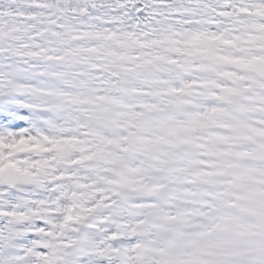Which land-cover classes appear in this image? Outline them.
Instances as JSON below:
<instances>
[{"label":"trees","instance_id":"16d2710c","mask_svg":"<svg viewBox=\"0 0 264 264\" xmlns=\"http://www.w3.org/2000/svg\"><path fill=\"white\" fill-rule=\"evenodd\" d=\"M137 2L0 0V67L12 61L18 67L15 74L0 73V80L27 87L23 99L32 106L41 103L49 119H62L67 131L85 118L97 133L110 130L120 137L131 132L139 111V147L130 146L126 156L135 152L145 158L141 172L152 183L151 195L160 197L162 176L164 185L172 187L169 175L177 174V201H185L190 183L198 184L193 198L201 211L211 203L218 214L233 217L232 230L221 237L234 232L244 240L264 232V71L242 65L234 79L214 44L197 42L215 20L208 9L228 3L233 15L221 25L228 23L229 34L241 31L235 38L239 50L260 55L264 64L259 45L251 40V30L264 36V16L247 6L255 9L264 0H151L143 13L134 10ZM185 80L189 86L175 93V84ZM207 103L210 113L196 136L191 113ZM97 133L91 131L85 141L95 140ZM70 143L76 151L84 146ZM110 162L108 152L96 172L102 175ZM211 176L224 179L211 182Z\"/></svg>","mask_w":264,"mask_h":264},{"label":"snow or ice","instance_id":"6c2138e0","mask_svg":"<svg viewBox=\"0 0 264 264\" xmlns=\"http://www.w3.org/2000/svg\"><path fill=\"white\" fill-rule=\"evenodd\" d=\"M150 3L138 0L134 10L143 13ZM230 7L208 11L226 19ZM257 14L264 16V4ZM28 93L14 80H0V264H264V232L222 239L218 234L230 232L234 221L215 204L172 213L156 195L129 205L131 181L113 183L99 172L82 176L90 157L75 159L70 142L40 127L36 109L23 99ZM125 205L132 209L127 217Z\"/></svg>","mask_w":264,"mask_h":264},{"label":"rangeland","instance_id":"374dc122","mask_svg":"<svg viewBox=\"0 0 264 264\" xmlns=\"http://www.w3.org/2000/svg\"><path fill=\"white\" fill-rule=\"evenodd\" d=\"M261 5V4H260ZM221 20L224 19H217L215 18L213 23H210L207 27V29L202 33V35H200V37H208V36H214L215 39L211 40V44H214L215 49L218 50L221 54V57L230 63V67H232V70L229 72V74L231 76L234 77V79L239 78L238 75H236V71L242 67V65H252L253 67V72L255 73H262L264 71V64H261V62L259 61L260 59V55L259 57L257 55H255L254 53L249 54L248 52H245L242 55H238V49H239V44H235V41L240 42L239 40H235V37L232 36L231 34H229V32L227 33V35H225V28L228 26V23L224 26H222ZM217 24V25H216ZM264 27V26H263ZM251 40L253 39V43L254 44H259V47H257L256 49H259V53L261 55H264V47L262 46V43L264 44V36H261L260 32L257 31L256 33L251 30ZM208 43V42H207ZM261 47V48H260ZM188 81V80H187ZM186 84H183V86L181 87H177L176 91L179 92V90L181 91L183 87H185ZM223 87H221L222 89ZM210 109V105L204 104V106L201 107L199 114L197 115V122L200 123V125L204 122L205 119V114L209 111ZM46 132H50L52 136H54V138L59 140V135L61 134L63 136L62 130L60 129V125L56 124L53 127H50L47 129ZM64 138V137H63ZM108 141L106 140L105 143H107ZM138 162H140L139 160H135L132 163V176H136L137 178H135L134 180H131V178L129 179V181L132 182V187L129 188L127 190V195L128 200L132 202V204L134 203H141L139 200V197L137 195V192L141 189L139 188V186L136 184L139 180H140V176H138ZM264 177V176H262ZM145 184H143L142 187H144ZM142 202H144L141 199ZM173 206L171 207V212L175 213L177 211V209L175 208L176 203L173 202L172 203ZM128 216V212L126 213L125 217ZM133 241L131 240V238L129 240L126 241V243H132Z\"/></svg>","mask_w":264,"mask_h":264},{"label":"clouds","instance_id":"9594fccd","mask_svg":"<svg viewBox=\"0 0 264 264\" xmlns=\"http://www.w3.org/2000/svg\"><path fill=\"white\" fill-rule=\"evenodd\" d=\"M10 67H0V73H3L4 75H12L15 74L18 71V67L16 65L15 61L11 62ZM222 239H228V237H221Z\"/></svg>","mask_w":264,"mask_h":264}]
</instances>
